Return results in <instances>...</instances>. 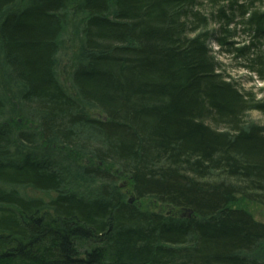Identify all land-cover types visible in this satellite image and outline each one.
<instances>
[{"label":"trees","instance_id":"1","mask_svg":"<svg viewBox=\"0 0 264 264\" xmlns=\"http://www.w3.org/2000/svg\"><path fill=\"white\" fill-rule=\"evenodd\" d=\"M222 54L264 81V0H0V264H264Z\"/></svg>","mask_w":264,"mask_h":264},{"label":"rangeland","instance_id":"2","mask_svg":"<svg viewBox=\"0 0 264 264\" xmlns=\"http://www.w3.org/2000/svg\"><path fill=\"white\" fill-rule=\"evenodd\" d=\"M211 46L215 51L218 50V45L216 43L211 42ZM219 57L225 63L224 65L225 72L230 74L232 77H234L242 87L246 89L253 88L255 91L258 92L260 96L264 95V81L260 80L256 74H253L249 72L247 69L238 66V64L231 57L227 55L222 54ZM67 60L68 58L66 57L65 63ZM248 119L252 121H257L264 125V113L258 110H252L248 115ZM122 184L126 185V181L125 180L122 181ZM29 190L30 192H33L32 189ZM37 194L45 197H48L49 195V193H44V192H38ZM150 206L161 211L164 210V212H168V213L171 211H177L174 207L159 203L157 201L152 202ZM247 207L253 212L254 216L257 219L264 221V205L259 203H247Z\"/></svg>","mask_w":264,"mask_h":264}]
</instances>
